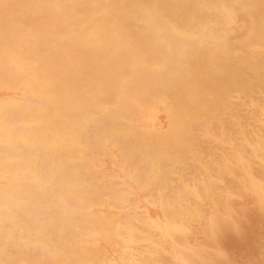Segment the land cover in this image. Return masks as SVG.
Here are the masks:
<instances>
[{
    "label": "bare ground",
    "instance_id": "6f19581e",
    "mask_svg": "<svg viewBox=\"0 0 264 264\" xmlns=\"http://www.w3.org/2000/svg\"><path fill=\"white\" fill-rule=\"evenodd\" d=\"M247 1L0 0V91L12 93L0 96V261L6 257L9 263L35 247L46 253L47 260L97 264L98 260L83 257L89 233L93 245L108 252L104 264L124 260L149 264L159 245L142 237L148 229L172 239L187 232V223L215 199L203 197L201 188L187 180L191 165L185 159L198 170L205 167L206 160L196 154L187 131L193 117L203 115L187 107L189 82L176 81L175 76L172 85L165 86L169 91L161 100L165 111L151 105L147 96L158 87L154 79L159 78H152L151 72L156 69L165 75L171 66L176 76L201 71L208 55H198L191 69L182 60L190 61L199 35L208 28L237 22L239 5ZM177 46L182 48L180 54ZM215 61L224 76L230 75L229 64L245 77L243 59ZM134 82L139 84L137 89ZM236 87L234 91L242 90L243 84ZM134 99L145 121L137 133L133 115L129 116ZM259 107L264 114V97ZM103 117L108 121L102 130L97 123ZM216 119L223 118L217 115ZM244 120L230 117L240 136H232L235 145L230 151L232 161H239L252 176L253 160L242 145L261 164L264 151L262 145L259 151L257 133L246 136ZM154 130L163 134L162 139ZM128 136L138 140L141 152L135 170L128 169L133 158L121 145ZM107 148L113 149L114 178L125 186L124 206L144 211V219H125L105 198L89 225L86 214L71 211L85 197L91 209L96 207L97 193L87 181L92 171L101 172ZM173 165L178 170L172 180L183 183L184 189H176V196L168 194L165 201L167 191L159 187L160 208L145 205L155 194L151 183ZM62 201L67 207L64 217L47 213ZM178 264L188 261L180 256Z\"/></svg>",
    "mask_w": 264,
    "mask_h": 264
},
{
    "label": "rangeland",
    "instance_id": "374dc122",
    "mask_svg": "<svg viewBox=\"0 0 264 264\" xmlns=\"http://www.w3.org/2000/svg\"><path fill=\"white\" fill-rule=\"evenodd\" d=\"M239 10L237 22L232 24L223 22L217 28H208L199 35V44L190 53V61L182 60L185 68L191 69L194 67L192 61L195 62L198 55H204V57L208 55L201 71L184 72L176 76L177 72L171 66L165 75L156 69L151 72L152 78L159 77L154 79V81L158 80L156 82L158 87L147 98L151 105L159 106L160 111L166 109L161 100L168 96L169 91L165 86L172 85L173 76L176 81L189 82V88L185 90L187 107L203 117L200 119L193 117V124L187 129L190 134L188 137L194 139L191 144L197 147L196 154L202 155L206 161L204 162L205 167L198 170L196 165L193 166V162L190 163V160L185 159V164L191 165L187 180L190 185L194 184L201 188L203 197L212 196L215 199L213 203L207 204V208L200 216L187 223L185 234L176 235L172 239L160 237L154 229H148L142 237H145L148 243L158 242L159 245L149 264H178L180 256H183L188 264H264V164L254 160V152L243 142L242 149L248 158L253 160L252 176H249L241 168L239 161V163L236 160H234L235 163L232 161L233 155L230 151V146L235 145L233 137L240 138L234 131L236 130L235 125L230 122L232 115L245 119V130L248 131L246 136L249 138L257 133L259 151L261 153V145L264 151V114L260 112L261 107H259L264 97V0L241 2ZM219 43H224V45L220 46ZM206 45H210L212 50ZM208 50L210 54L206 52ZM175 51L177 54L183 52L178 46L175 47ZM215 59H224L225 63L232 59L235 61L243 59L247 66L245 77L236 74L232 70L233 66L230 67L229 64L226 68L230 70V75L224 76L220 68L215 66H221ZM158 72H161L160 75ZM240 84H243L242 90L234 91ZM138 86L139 84L134 82L133 88L137 89ZM2 94L12 95L10 92L0 91V96ZM173 98L175 97L173 96L171 101ZM138 107L137 100L134 99L133 109L129 116L133 115V128L136 133L139 125L145 122L141 116L143 109ZM217 115L223 119L217 121ZM107 121L108 119L103 117L98 121V127L103 130ZM154 134L162 139L163 134L155 130ZM121 145L133 158L127 163L128 169L135 170L139 162L138 140H133L131 136H128L122 139ZM99 151L98 149L96 152ZM112 159L113 149L107 148L101 170L104 173L94 170L88 176L87 185L97 193L96 207L91 209L85 197L80 200L79 208L75 207L71 210L79 215L86 214L88 225L92 223L91 220L94 217L92 213L102 209L101 200L103 198L119 210L125 219L145 218L144 211L135 212L124 206L123 201L127 198L125 186L114 178ZM176 167L175 165L169 166L160 172L155 182L146 181V184H152L155 194L152 200L145 202V205L160 208L162 197L158 195L159 187H164L167 191L165 201L170 197L168 194L176 196L178 193L176 189L179 191L184 189L183 183L176 184L172 180L178 170ZM207 169L211 172L210 175ZM64 203L65 201L58 202L54 209L46 210L47 213L61 219L67 214V207ZM68 230L71 231L69 228ZM74 237L75 233H72L70 238ZM92 242H94L93 236L86 233L83 257L96 259L97 264H104L108 260V252L104 250V247L95 246ZM62 261L63 258L47 260L44 251L31 247L22 251L19 257L9 263H6L8 262L6 257L3 258L0 264H63ZM120 263L130 264L128 260Z\"/></svg>",
    "mask_w": 264,
    "mask_h": 264
}]
</instances>
